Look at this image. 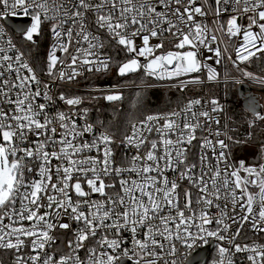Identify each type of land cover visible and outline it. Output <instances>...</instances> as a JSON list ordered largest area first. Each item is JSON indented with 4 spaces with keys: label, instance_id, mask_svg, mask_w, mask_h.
I'll return each instance as SVG.
<instances>
[{
    "label": "snow or ice",
    "instance_id": "snow-or-ice-1",
    "mask_svg": "<svg viewBox=\"0 0 264 264\" xmlns=\"http://www.w3.org/2000/svg\"><path fill=\"white\" fill-rule=\"evenodd\" d=\"M229 10L227 36H243L236 59L264 55V0H0V21H23L14 34L0 23V249L14 253V264H179L187 257L180 246L191 250L209 238L222 242L212 264H236L238 253L264 264V243L236 242L246 225L264 233V163L231 158L212 127L220 120L211 113L223 111L216 99L211 111L190 99L147 115L117 140L87 120L82 97L52 92L85 72L110 71L103 50L113 44L127 56L116 66L120 77L142 70L178 81L172 86L181 91L200 83L205 70L215 80L216 69L198 57L206 49L214 53L206 59L219 64L221 51L210 47L217 37L197 17ZM48 36L43 80L26 52ZM96 91L106 94L94 100L123 99L115 86ZM57 100L68 110L53 109ZM250 110V127L264 121ZM114 146L125 150L119 162ZM61 230L72 234L64 252L55 235Z\"/></svg>",
    "mask_w": 264,
    "mask_h": 264
},
{
    "label": "built area",
    "instance_id": "built-area-1",
    "mask_svg": "<svg viewBox=\"0 0 264 264\" xmlns=\"http://www.w3.org/2000/svg\"><path fill=\"white\" fill-rule=\"evenodd\" d=\"M202 2V0H201ZM210 3L213 2V0H209ZM235 13H232L231 10H229L228 13H225L221 15L220 17L214 16L212 13H209L207 17H197V20L201 22L202 24L206 25L207 28L209 29L208 35H215L217 37L216 41L212 43L209 41L210 47L213 48H219L221 51V56H220V63L217 64L215 62V59H206L209 56H213L214 53L208 52L206 49L203 50L198 58L205 60L207 64L210 66L214 67L217 71V79L215 80H208L207 78V71L205 70L202 74L200 75L201 82L197 84H189L187 88H185L183 91L179 90V88L173 87V84L178 83L176 80L168 81V80H157L153 77H148L150 80L148 81L147 84L143 85L145 87H159V88H164L167 90H171L177 93V96H179V103L174 106L171 109L164 110V111H159V112H154L150 114H158V113H166V112H171L173 110H178L179 108H182L188 100L190 99H200L202 101V106L204 109L211 111L212 105L210 104V101L212 99H216L220 106L223 108L222 112H217V113H211L212 116L218 118L220 120V124H212V127L214 130L218 129L223 135H221V139H224L227 143V131H226V123H225V114H226V98H227V92L231 90L230 86H235V89L237 91V87L240 84H245L248 87H250V91L246 92V94H250L254 100L255 104L260 105L261 107V113L263 111L262 105H261V95L264 94V84H261L259 80L255 79H249L247 76H245V72L252 73L255 77H262L264 78V74L260 73L258 70H256L252 66V62L254 60H257L260 58L261 55L257 53V55L253 58H251L249 61H244L241 62L236 59L235 55V49L239 47L243 43V36L238 35L236 37H233L229 39L227 36V21L229 19L230 15H233ZM19 18V17H17ZM0 23H3L6 27L10 29V34H14L11 30L12 28L9 27L5 21H0ZM238 23L244 27H247L248 21L245 17L241 16ZM254 31H258V28H254ZM170 39V37H168ZM53 38L51 36H48L44 39L41 40V42L44 43V55L43 59L39 60L37 64V73L38 75L41 76V79L43 80H48L49 78L44 75L42 72H40V67L43 66L44 61H46L47 57V52L52 44ZM139 43V41H137ZM155 43V41H153ZM173 46L171 44L167 43V40L165 42V50L171 49ZM106 55L112 57V67L110 70H113L116 72V67H114L113 61H116L118 63H121L127 59L126 53L121 51L117 46L113 45H106L105 49L103 50ZM58 55H62L58 53ZM26 56H29L28 53L26 52ZM229 56L232 57V59H229ZM235 61V63H233ZM138 73L144 74V72L141 70ZM104 73H88L85 72L84 75L77 77L75 81L69 82V83H63V84H56L53 86V94L55 96H59L60 92L63 91L66 95L69 96H80L84 97L87 92L93 93L94 96L98 95L101 96L100 93L102 91H96V89H107V88H112L116 87V85H96V86H90L86 83L83 82L82 79H85L91 75H102ZM147 77V76H146ZM238 95V92H237ZM239 100L241 102L240 96ZM84 100V99H83ZM202 106H196L197 110H200ZM80 108H86L88 109V115H87V120L94 125H96L97 131H104L101 126H99L95 121L93 117V113L90 111V109L85 106L83 103L79 106ZM53 109H59L63 111H67L68 107L64 105L62 102L58 101L53 105ZM147 114V115H150ZM145 115V116H147ZM144 116V117H145ZM139 118L134 121H138L143 119ZM133 121V122H134ZM80 123H84L83 120L80 121ZM131 131V128L129 127L128 132ZM121 137H117V140L121 139ZM114 151L116 153V159L117 162H119L125 153V150L121 147L114 146ZM232 159L238 161L240 159L245 160L244 158L237 157L234 158L231 156ZM246 163L248 164H257V163H264V158L260 160L259 162H248L245 160ZM75 228V225H73ZM236 226L234 225L233 228ZM57 236V246L58 249L61 252L66 251V243L67 239L72 238V234L70 232L68 233H63L61 231H57L55 233ZM227 235V234H226ZM126 236V244L128 248H132V242H131V235L130 233H125ZM237 243H240L241 245L243 244H251L253 242L261 244L264 243V233H255L251 230L250 225H246L245 228L242 231V234L237 238ZM92 244H95V241L91 242ZM222 242L215 240L214 238H209L207 243H204L203 241H198L197 245L194 246L193 249H187L183 246H180V252L181 253H186L187 257L181 256L179 258V264H186L192 254L199 248L206 247L207 245H211L209 253L206 257L205 263L204 264H212L213 259L217 258L216 254V246L217 244H220ZM83 256V253H81ZM14 259L15 255L12 251L10 250H4L0 249V264H14ZM235 260L236 264H248V261L246 259V255L244 253H238L235 254ZM131 264L130 261L127 259L123 260L121 264Z\"/></svg>",
    "mask_w": 264,
    "mask_h": 264
},
{
    "label": "trees",
    "instance_id": "trees-1",
    "mask_svg": "<svg viewBox=\"0 0 264 264\" xmlns=\"http://www.w3.org/2000/svg\"><path fill=\"white\" fill-rule=\"evenodd\" d=\"M31 48V46H29ZM44 43L36 51L27 52L35 57V63L43 59ZM114 67L118 62L113 61ZM252 66L264 74V56L252 62ZM90 86L96 85H120L118 89L123 99L117 102H108L102 98L92 99L93 93L87 92L83 104L93 113L94 121L103 129L114 133L116 137L128 132L131 122L142 118L147 114L164 111L173 108L179 103V96L171 90L159 87L137 86L140 82L149 81L150 78L140 73H132L120 77L115 71L110 70L100 76L91 75L82 79ZM226 98L225 123L227 131V143L231 156L245 158L248 162H259L264 158L261 149L264 148V121H256L255 126L250 127L249 121L254 119L252 113L242 107L235 86H230ZM95 97H101L95 95ZM262 114H264V94L261 95ZM232 140H228V137ZM239 141V143H235ZM253 149V152L249 150ZM251 153L247 157L245 153ZM243 155V156H242Z\"/></svg>",
    "mask_w": 264,
    "mask_h": 264
},
{
    "label": "water",
    "instance_id": "water-1",
    "mask_svg": "<svg viewBox=\"0 0 264 264\" xmlns=\"http://www.w3.org/2000/svg\"><path fill=\"white\" fill-rule=\"evenodd\" d=\"M6 24L11 27L12 29H16L17 26H19L20 24L23 23L21 18H17V17H12L10 19H8L7 21H5ZM250 91V87H248L245 84H240L237 87V92H238V96L240 97H244L242 99V107L246 110H248L250 113H252V111L250 110V105L255 106V110L257 112H261V107L258 104H255V100L254 98L250 95V94H246V92ZM253 114V113H252ZM211 245H207L206 247H202L197 249L192 256L190 257L189 262H193L194 264H204L206 257L209 253ZM186 263V264H187ZM125 264V263H123Z\"/></svg>",
    "mask_w": 264,
    "mask_h": 264
},
{
    "label": "rangeland",
    "instance_id": "rangeland-1",
    "mask_svg": "<svg viewBox=\"0 0 264 264\" xmlns=\"http://www.w3.org/2000/svg\"><path fill=\"white\" fill-rule=\"evenodd\" d=\"M147 83H148V81H146V82H140L139 84H136V85H137V86L140 85V86H142V87H145V86H143V85H145V84H147ZM117 87L119 88V87H121V86H120V85H117ZM100 94H101V97H102V96H103L104 94H106V93L102 92V93H100ZM227 94H228V92H227ZM228 95H229V94H228ZM229 96H230V95H229ZM85 97H86V96L83 97L84 100H85ZM243 98H244V97H243ZM243 98H241V102H240L241 104H242V99H243ZM249 152H253V149L249 150ZM244 155L247 157L248 155H251V153H247V152H246ZM242 156H243V155H242ZM244 159H245V158H244ZM187 264H194V263H193V262H189V263H187Z\"/></svg>",
    "mask_w": 264,
    "mask_h": 264
}]
</instances>
